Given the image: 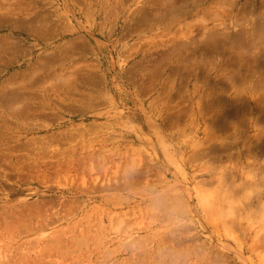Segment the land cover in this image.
I'll use <instances>...</instances> for the list:
<instances>
[{"label": "rangeland", "instance_id": "rangeland-1", "mask_svg": "<svg viewBox=\"0 0 264 264\" xmlns=\"http://www.w3.org/2000/svg\"><path fill=\"white\" fill-rule=\"evenodd\" d=\"M184 1L0 0V264H264V0Z\"/></svg>", "mask_w": 264, "mask_h": 264}, {"label": "bare ground", "instance_id": "bare-ground-1", "mask_svg": "<svg viewBox=\"0 0 264 264\" xmlns=\"http://www.w3.org/2000/svg\"><path fill=\"white\" fill-rule=\"evenodd\" d=\"M162 1H163V0H162ZM175 1H176V0H175ZM183 1H184V0H183ZM194 1L196 2V0H194ZM198 1H199V0H198ZM167 2H168V1H167ZM184 2H186V1H184ZM192 2H193V1H191V4H192ZM200 2H201V1H200ZM168 3H169V2H168ZM186 3H187V2H186ZM201 3H202V2H201ZM224 3H225V2H224ZM226 3H227V1H226ZM171 4H173V3H170V5H171ZM233 4H234V3H233ZM153 5H154V4H153ZM155 5H156V4H155ZM170 5H169V6H170ZM194 5L196 6V4H194ZM221 5H222V4H221ZM221 5H219V6H221ZM169 6H168V7H169ZM187 6H188V5H187ZM223 6L225 7V4H224ZM223 6L220 7V8H221V9L224 8ZM160 7H161V6H160ZM174 7H175V6H174ZM244 7H245V6H244ZM176 8H177V7H176ZM179 8H180V7H179ZM188 8H190V7H188ZM218 8H219V7H217V9H218ZM220 8H219V9H220ZM249 8H250V7H249ZM251 8H252V7H251ZM147 9H148V8H147ZM149 9H150V8H149ZM156 9H157V8H156ZM170 9L172 10L173 7L171 8V6H170ZM174 9H175V8H174ZM191 9H192V8H191ZM246 9L249 10L247 7H246ZM165 10H166V9H165ZM183 10H184V9H183ZM247 10H246V11H247ZM263 10H264V9H263ZM148 11H149V10H148ZM151 11H152V10H151ZM154 11H155V10H154ZM185 11H186V10H185ZM218 11H219V10H218ZM220 11H221V10H220ZM244 11H245V10H244ZM146 12H147V11H146ZM163 12H164V10H163ZM176 12H177V10H176ZM181 12H182V11H181ZM187 12H188V11H187ZM158 13H159V12H158ZM177 13H178V12H177ZM215 13H216V15L219 16V14H218L216 11H215ZM219 13H220V12H219ZM260 13H262V11H261ZM152 14H153V13H152ZM154 14H156V13H154ZM162 14H163V13H162ZM180 14H181V13H180ZM255 14H256V13H255ZM263 16H264V14H263ZM184 17H185V15H184ZM257 17H258V16H257ZM153 18H154V17H153ZM251 18H252V17H251ZM261 18H263V17H261ZM166 19H167V18H166ZM180 19H181V18H180ZM242 19H243V18H242ZM253 19H254V18H253ZM263 19H264V18H263ZM203 20H205V19H203ZM203 20H202V21H203ZM240 20H241V19H240ZM247 20H248V19H247ZM255 20H256V19H255ZM0 21H1V20H0ZM183 22H184V21H183ZM206 22H207V21H206ZM253 22H254V21H253ZM186 23H187V22H186ZM180 24H181V23H180ZM187 24H188V23H187ZM202 24H204V21H203ZM246 24H247V23H246ZM251 24H252V23H251ZM181 25H182V24H181ZM220 25H222V23H221ZM220 25H219V26H220ZM223 25H224V24H223ZM251 26H252V25H251ZM191 28H192V27H190V31H191ZM247 28H248V27H247ZM244 29H245V28H244ZM207 30H208V29H207ZM245 30H246V29H245ZM192 31H193V30H192ZM188 32H189V29H188ZM206 32H207V31H206ZM214 32H215V31H214ZM224 32H225V31H224ZM189 33H190V32H189ZM203 34H206V33H203ZM226 34H227V33H226ZM257 34H258V36H260V35H259V32H258ZM262 34H263V33H262ZM216 35H217V34H216ZM216 35H215V36H216ZM255 35H256V33H255ZM204 36H205V35H204ZM224 36H225V35H224ZM226 36H227V35H226ZM235 36H236V35H235ZM262 36H263V35H262ZM205 37H206V36H205ZM217 37H218V36H217ZM253 38H254V37H253ZM193 40H194V39H193ZM201 40H202V39H201ZM229 40H230V39H229ZM233 40H234V39H233ZM263 40H264V38H263ZM194 41H195V40H194ZM209 41H210V38L207 40V42H209ZM257 41H258V40H256L255 42H257ZM259 41H260V40H259ZM261 42H262V41H261ZM209 43H210V42H209ZM250 44H251V43H250ZM254 46H255V45H254ZM209 47H210V46H209ZM212 47H213V46H212ZM251 49H252V48H251ZM8 50H9V49H8ZM212 50H213V49H212ZM214 50H215V49H214ZM250 52H251V51H250ZM255 54H257V53H255ZM259 58H260V56H259ZM261 58H262V57H261ZM257 59H258V58H257ZM257 59H256V60H257ZM263 61H264V60H263ZM262 64H263V63H262ZM255 65H256V64H255ZM255 67H256V66H255ZM261 78H263V77H261ZM260 82H261V81H260ZM263 84H264V82H263ZM257 86H258V85H257ZM261 86H262V85H261ZM263 89H264V88H263ZM260 137H264V128H263L262 131H261V136H260ZM255 190H256L257 192H261L260 189H258V188H256ZM258 190H259V191H258ZM247 197H248V195H246V198H247ZM208 198H209V197H208ZM242 199H243V197H242ZM242 199H241V203H240V204L243 205V206H245V203H247V201H244V200H243V202H242ZM244 199H245V198H244ZM247 199H249V197H248ZM245 200H246V199H245ZM249 200H250V199H249ZM208 201H209V200H208ZM208 201L206 200L207 204L209 205ZM202 202H203V201H202ZM204 202H205V200H204ZM239 202H240V201H239ZM207 204H206V206H207ZM238 204H239V203H238V200H235V201H229V202H228V200H227V201H226V205H227V207L225 206V208H227V210H225V209H224V210L221 209V210H223V211L221 212V214H222L223 212H228V215H229V214L232 215L231 213H233V210H235V208H237V207H242V206H239ZM247 204H248V203H247ZM222 205H223V204H222ZM237 205H238V206H237ZM257 205L260 207V211L262 212V214H261V212H260V214L262 215L260 218H262L261 220L264 222V201H263L260 205H259V204H257ZM257 205H256V206H257ZM209 207H211V206H209ZM248 208H249V206H248ZM209 209H210V208H209ZM243 209H244V208H243ZM256 209H257V208H256ZM258 209H259V208H258ZM261 209H262V210H261ZM221 210H220V211H221ZM220 211H218V212L220 213ZM208 212H209V211H208ZM239 212H240V211H239ZM209 213H210V212H209ZM248 213H249V212H248ZM249 214H250V213H249ZM219 215H220V214H219ZM222 215H223V216H222ZM222 215H221L222 218H223V217H226V216L229 217V216L226 215V214H225L226 216H224V214H222ZM230 217H231V216H230ZM230 217H229V219H230ZM256 221H258V220L256 219ZM260 222H261V221H260ZM260 222H259V223H260ZM263 222H262V223H263ZM250 223H251V222H250ZM247 225H248V224H247ZM252 225H254V223H253ZM254 226H255V225H254ZM251 227H253V226H251V224H250V231L252 230ZM262 227H263V226H262ZM244 228H245V227H244ZM260 228H261V227H260ZM260 228H259V229H260ZM263 229H264V227H263ZM263 229L261 228V230H263ZM256 230H257V229H256ZM261 230H260V233L262 232ZM243 232H244V231H243ZM256 233H257V232H256ZM260 233L256 234V236H257L256 238H259L258 236H259ZM261 234H262V233H261ZM260 236L262 237V235H260ZM254 239H255V237H254ZM263 263H264V262H263Z\"/></svg>", "mask_w": 264, "mask_h": 264}]
</instances>
